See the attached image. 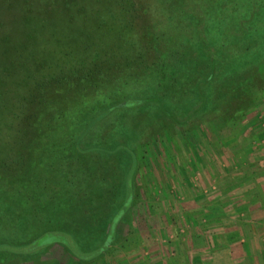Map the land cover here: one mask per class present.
<instances>
[{
	"label": "rangeland",
	"instance_id": "obj_1",
	"mask_svg": "<svg viewBox=\"0 0 264 264\" xmlns=\"http://www.w3.org/2000/svg\"><path fill=\"white\" fill-rule=\"evenodd\" d=\"M140 1L129 6L134 26L126 36L134 46L123 48L127 54L104 48L90 30L82 38L96 42L91 48H69L74 33L65 29L77 24L74 13L64 14L66 6L77 9L89 0H29L31 13L0 16V264H154L145 260L149 241L190 235L179 206L189 201L190 188L198 189L191 159L214 155L219 163L228 156L225 149L260 139L253 125L264 124V0H223L241 3L239 13L223 18L213 12L221 0H157L155 13L146 0L149 15ZM210 1H216L213 9L199 12ZM28 18L37 29L45 24L32 48L30 39L24 47ZM50 36L68 41L55 53L61 60L111 68L92 77L98 85L92 97L78 95L77 115L71 105L60 109L62 121L42 111L44 95L25 87L26 78L36 77L34 53L43 57L46 50L45 66H55ZM182 49L189 57L181 63ZM119 52L143 59L142 69L122 71L134 59L123 60ZM103 54L109 60L102 65L95 60ZM178 64L194 67L185 80ZM214 66L218 76L230 75L220 79L233 91L211 89L213 97L203 103L201 82L215 83L206 72ZM87 167L92 172L85 173ZM65 214L81 220L68 223ZM61 229L78 234L73 243L82 255L113 234L103 251L82 259L56 242L54 232ZM173 252L170 245L167 253Z\"/></svg>",
	"mask_w": 264,
	"mask_h": 264
},
{
	"label": "crops",
	"instance_id": "obj_2",
	"mask_svg": "<svg viewBox=\"0 0 264 264\" xmlns=\"http://www.w3.org/2000/svg\"><path fill=\"white\" fill-rule=\"evenodd\" d=\"M253 127L260 139L225 149L228 156L219 163L214 155L198 156L196 149L190 164L196 170L191 181L198 189L190 188L189 201L179 206L186 219L183 228H189L190 235L149 241L152 248L145 260L264 264V124ZM208 184L210 192L203 194L200 190ZM170 245L173 253H167Z\"/></svg>",
	"mask_w": 264,
	"mask_h": 264
},
{
	"label": "trees",
	"instance_id": "obj_3",
	"mask_svg": "<svg viewBox=\"0 0 264 264\" xmlns=\"http://www.w3.org/2000/svg\"><path fill=\"white\" fill-rule=\"evenodd\" d=\"M16 0H0V16H2L5 13H9V14H17L19 12H23L24 14L27 13H31L32 11H34V5H29V0H22V1H16ZM74 1V0H72ZM82 1V0H80ZM149 1V8L151 9L152 12L155 13L154 8H157L156 6L159 5L160 3L157 2V0H148ZM113 2H115V4H113ZM211 3V7L209 8L207 6V8H200L199 12H203V13H209L211 11V8L213 9L214 6V2L216 3V1ZM218 2V1H217ZM228 2V0H227ZM219 6V10L217 9V6H215L214 11L213 12H220L217 14H221L222 18L226 17V16H231L234 13H239L240 11V1H233L230 3H226V1L221 0ZM235 3V7L234 4ZM72 3H69V5L66 6V12L64 14H69V13H74V15L72 14L71 17H73L75 19L74 23L77 24L75 27L73 26V28L71 26L68 25V27H66L65 31L68 33H74L73 38L71 39V45L69 46V48H79V46H85L83 48H91L96 42L93 40H91L90 36L87 35L84 39L82 38V34L83 33H89L90 31L96 32V35L100 36V42L103 45L104 48L109 47L110 49L108 50H114L113 48H119V50L123 53V51L125 52L126 49L128 50L129 48H132L134 46V44H131V46L129 45V38L126 36V34H130V30H132V27L134 26V17L131 15V9L129 8V6L132 5V0H89V3L81 5L79 7H77V9L74 6H71ZM115 5H117L116 7H118L120 10H115L114 7ZM11 6V7H8ZM107 7H110V11H107ZM30 8V9H29ZM143 8L148 10V5H147V1L146 0H141L140 1V10H142V14L147 15V11ZM252 12L251 7H249V13L248 15H250ZM112 15L111 18H108V15ZM153 14V13H152ZM149 15V14H148ZM104 19H102V18ZM149 17V16H148ZM64 19V18H63ZM150 19V17H149ZM96 24L91 25L90 21H93ZM54 21V20H53ZM148 19L146 18V21H142L143 23L147 22ZM25 23H27L30 27V30L28 31L27 35L29 34V36L26 38V42L24 47H26V45L29 42L30 39V44H28L27 46H29L30 48L34 47V45L32 44L35 41V36L36 33H38L39 31L42 32L45 29V24L44 27L39 26V28L37 29V26H34L33 23L28 19L24 20ZM125 22V28L121 27V24H123ZM2 24V22L0 23ZM39 25V24H38ZM81 25L82 28H81ZM2 26V25H1ZM73 29V30H72ZM90 30V31H89ZM72 31V32H71ZM69 34V35H70ZM54 35V33L52 34V36ZM52 36H50L47 40L46 43H50L52 44L53 47H57V48H53V52L54 54L56 53L57 49L59 47L68 45L67 42L68 41H64L62 42L61 39H57L55 38V40L53 41V39L51 38ZM72 36V35H70ZM75 36H78L77 38ZM80 36V37H79ZM37 37V36H36ZM122 38L121 41L117 44L112 43L113 40L117 39V38ZM69 40V39H68ZM87 40V41H86ZM70 42V41H69ZM128 46V47H127ZM126 49H123V48ZM134 50H136V48H133ZM133 50V51H134ZM105 51V50H104ZM130 51V49H129ZM132 51V50H131ZM46 50H42V54L43 57H37V52L33 54V59L31 61L33 63H36L37 68H33L31 69V71H34L33 75L36 77L32 79V82L30 80V78H26L27 83L25 84V87H28L30 90L32 89H36L38 90L39 93H41L42 95H44V97L46 99H42L41 100V106L42 107V111H44L45 113L48 114V112L50 114H53V118H56L57 121H62L64 117V115L66 114L65 112H61L60 109L61 108H65L67 109L70 105L72 107H74V114L77 115V110H79L80 105L83 103L82 101L80 102L78 100V95H85L88 97H92L90 96L91 93L93 91H95L96 93V89L98 87V85L96 83H92V80L95 76L98 77V75L100 74V72L104 73V71L102 69L106 68L107 70H110L111 68H107L106 65L102 66L100 68H98L95 64H92L90 66H85L82 62H79L78 59L74 60H70V62L64 61L60 59V56L57 55L59 54L57 51V54H55V56H53L52 59L55 60V66H49L47 65V67L45 66L44 62H46ZM107 55H111L108 52L110 51H106ZM114 51L112 52V55H114ZM119 52V54L116 56H119L120 58H123V60L128 57L129 59H134V61L128 65V67L125 65L122 69V71H126L130 72L132 65L134 70H138V69H142V60H136L134 57L133 52L128 54L127 56H123V54ZM124 54H127V52H125ZM106 55V54H105ZM103 55H97V58L95 61L97 62H101V64L103 65L105 62V60H109L107 58V56ZM149 56V53L147 54ZM181 59L180 62L182 63L181 60H186L188 56L187 51H184V49H182V53H181ZM190 55V54H189ZM65 58V56H62ZM103 59L101 61V59ZM144 58V57H143ZM177 60V61H179ZM40 62V63H39ZM185 62V61H184ZM30 64V65H31ZM64 64H66L67 66H64ZM42 67V68H41ZM127 68V69H126ZM27 70V69H26ZM178 70H179V75L181 76V80H185L186 77H188V74L191 73L194 70V67L189 65H179L178 64ZM187 70H190V72L188 73ZM30 70L28 69V72ZM206 72H209V76L211 78L216 79L214 84H210V80H205L202 81L201 85H202V94L204 97V101L207 96H212L213 94L211 93V89H213L214 93H218L221 95H224L228 92L233 91V89L231 90L230 88H228V86L225 84H223V80H221L220 78H222V75L227 76L228 78H230V75L228 73H222L220 74V76H218L216 74V69L215 66L212 68H209L206 70ZM44 73L46 74V76H44ZM95 74V76H94ZM105 74V73H104ZM38 75V76H37ZM238 78H241V74H238ZM94 76V77H93ZM93 77V78H92ZM218 77V78H217ZM91 78V79H90ZM202 79L198 78L197 80L200 81ZM224 79V78H223ZM90 80V81H89ZM32 84V86L30 87V85ZM239 87V86H238ZM205 89V90H204ZM204 90V93H203ZM209 91V92H207ZM95 95V94H94ZM97 96V94H96ZM95 96V98H96ZM67 107V108H66ZM206 107V106H205ZM207 109V108H204ZM59 110V112H58ZM57 111V115H55L53 112ZM71 141H68V143ZM75 150V149H73ZM66 163V162H65ZM94 167V166H93ZM92 168H84L85 173L87 172H92L93 170ZM126 201V199H125ZM126 203V202H125ZM124 203V204H125ZM67 216V214H65ZM71 218H73V216L70 217V215L68 214L67 216V221L68 223L74 221V222H79L81 219H79L78 217L74 218L75 220H70ZM117 219V217L114 219L112 225L115 223V220ZM61 231V232H60ZM60 231L54 232L55 233V239L57 240L56 242L62 243L66 246V248L68 250H70L71 253H73L74 255L81 257L82 259H90L95 255L91 256L90 258H86L85 256H88L90 254H93V252H98L97 250H99L100 248H102L105 243L107 242V239L110 236L109 235L106 237L105 241L103 242V244L101 246H99L96 250H93L91 253H87V254H79L77 251L76 246L73 243V239L78 238V234L76 232H66L63 229H61ZM54 234L53 232H49L48 234ZM44 236V235H43ZM42 236V237H43ZM42 237H40L39 239H41ZM45 237V236H44ZM35 241V240H34ZM33 241V242H34ZM33 242H31L33 244ZM104 250V249H103ZM2 252V251H0ZM100 253V252H99ZM97 253V254H99ZM14 254H20L19 250L14 251Z\"/></svg>",
	"mask_w": 264,
	"mask_h": 264
},
{
	"label": "water",
	"instance_id": "obj_4",
	"mask_svg": "<svg viewBox=\"0 0 264 264\" xmlns=\"http://www.w3.org/2000/svg\"><path fill=\"white\" fill-rule=\"evenodd\" d=\"M111 236H112V231L110 232V236H109V238L107 239V242L105 243V245H104L102 248H100L99 250H97L98 252H93V254H90V255L85 256V257H86V258H90L91 256H93V255H95V254H97V253L103 251V249H104V248L107 246V244L109 243V241H110V239H111ZM42 238H43V237H42ZM42 238H41V239H42ZM39 240H40V239H39ZM39 240L34 241V242H33V245H35V244L39 245V243H38ZM39 242H40V241H39Z\"/></svg>",
	"mask_w": 264,
	"mask_h": 264
}]
</instances>
